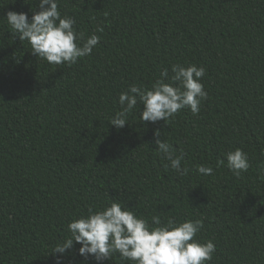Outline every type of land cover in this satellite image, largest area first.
I'll list each match as a JSON object with an SVG mask.
<instances>
[{"label": "trees", "instance_id": "16d2710c", "mask_svg": "<svg viewBox=\"0 0 264 264\" xmlns=\"http://www.w3.org/2000/svg\"><path fill=\"white\" fill-rule=\"evenodd\" d=\"M38 3L0 0V264H57L69 223L113 200L150 225L200 220L209 264H264V0H58L77 33L100 37L71 66L13 36L7 13L30 20ZM174 64L205 69L197 115L143 122L138 101L123 128L110 125L121 93L151 90L165 69L170 83ZM157 131L183 152V175L165 168ZM236 149L249 162L240 177L226 166ZM80 247L62 264H97ZM102 264L131 262L115 253Z\"/></svg>", "mask_w": 264, "mask_h": 264}, {"label": "clouds", "instance_id": "9594fccd", "mask_svg": "<svg viewBox=\"0 0 264 264\" xmlns=\"http://www.w3.org/2000/svg\"><path fill=\"white\" fill-rule=\"evenodd\" d=\"M39 11L33 12L31 19L26 13H7V22L12 34L20 41H27L31 53L52 65H74L78 59L89 56L96 48L100 37L92 34L86 40L82 33H77L75 20L62 17L58 10V0H39ZM97 31L102 32V28ZM80 41H83L80 43ZM170 83H166L168 70L161 73L151 90L133 85L119 96V111L110 121L117 129L127 124L128 113L136 108L138 101L143 105L139 114L140 121L167 123L181 110L188 108L193 115L200 111V105L207 99V93L200 82L205 75L203 67L189 65L184 67L174 64ZM155 144L157 151L170 167L180 175L187 169L181 167L183 152L176 155L172 145L159 139L157 131ZM227 168L236 177L249 169L248 156L241 149L226 154ZM224 164L218 161L217 167ZM197 171L203 175H212L211 166L198 165ZM152 225H155L153 227ZM70 237L57 244L53 249L57 264H62L61 257L75 244H80L78 254L87 259L94 258L97 264L111 260L118 253L124 261L131 264H209L216 251L213 242L200 243L196 237L203 229L200 220H186L181 223L168 219L161 223L159 216L148 220L139 217L133 210L121 202L113 200L110 206L99 211L89 208L88 215L73 220L68 225Z\"/></svg>", "mask_w": 264, "mask_h": 264}]
</instances>
